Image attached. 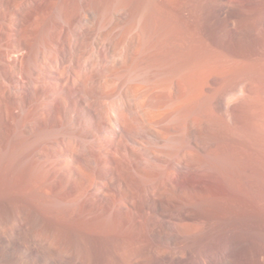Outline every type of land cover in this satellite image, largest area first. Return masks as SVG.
<instances>
[{
	"label": "bare ground",
	"instance_id": "bare-ground-1",
	"mask_svg": "<svg viewBox=\"0 0 264 264\" xmlns=\"http://www.w3.org/2000/svg\"><path fill=\"white\" fill-rule=\"evenodd\" d=\"M158 13L179 27L142 23ZM225 43L247 64L234 86H241L238 100L220 101L238 109L233 129L220 134L215 118L193 111L172 157L165 147L181 136L164 131L150 100L162 91L172 102L184 99L201 74L205 44ZM200 131L218 139L213 193L187 179L209 156L195 138ZM7 151L12 169L29 160L48 175L33 195L9 187L7 213L0 197V228L10 219L9 240L0 234L3 258L12 240L41 256L37 244L48 246L45 264H109L103 238L111 235L118 240L112 254L129 264H151L149 253L187 264L200 242L196 264H264V0H0V154ZM58 192L77 209L60 215L37 199ZM158 194L185 206L188 222L198 220L182 224L192 227L190 238L172 254L151 228V205L144 216L133 211ZM78 236L87 240L80 249Z\"/></svg>",
	"mask_w": 264,
	"mask_h": 264
},
{
	"label": "rangeland",
	"instance_id": "rangeland-1",
	"mask_svg": "<svg viewBox=\"0 0 264 264\" xmlns=\"http://www.w3.org/2000/svg\"><path fill=\"white\" fill-rule=\"evenodd\" d=\"M154 7H155L154 8L155 10H158L161 8L160 5H157V4ZM148 16H145V18L147 17L146 19H142L143 20L142 23H145L144 25L145 26L147 25L148 29L154 30V29L164 28L165 30H168V29H176L179 27L176 20L173 19L171 16L165 15V13H158L156 16H154V17L152 16L153 18L150 16L148 18ZM109 18L110 17L107 15V17L105 18L106 24L104 21L103 26H106V27L109 26ZM221 28H222V30H221V32H222L223 27H221ZM115 38H117L116 41H119L118 40L119 37L117 35ZM225 44H227V45H225ZM225 44H224L223 48L220 47L221 49H219V48L212 49V48H209V46H207L205 44L204 50H203V56H202V71H201V74L199 76L201 79L198 77V79L196 78L195 81L193 82V84H191V87H193V88H190L189 93L187 94L188 97L186 96L184 99H182L181 101H178V102H172L171 97L168 94V92L162 91V92H156L150 100L153 107L154 106L156 107V108L154 107L155 111L156 112L158 111L157 113L159 114L160 118H162V121L164 122V124H163L164 125L163 129H165L164 131L168 134H176L178 136H181L179 140H174V141L170 142L165 147V151L168 153V155H170L172 157L175 156L182 148V145L184 142L183 137L185 135V131H184L185 123L187 121L188 116H190L192 113H194L193 111H195V112L200 111L203 115L212 117L213 119L215 118L218 121V123H220L219 125L221 126V127L219 126L220 129L218 130L219 132H220V130H222L220 134L228 133L233 129V119H234L235 114H237L236 112L238 111V109L237 110H235V108L234 109L233 108L227 109L221 104L220 101L222 100V102L224 104H228V103H233V102L238 100L237 98H239L240 93L238 94V92L236 93V91H238V89H241V86H238L237 88H235L234 86L238 82V79L244 75V71H246L247 64H246V61H244V59L238 60V59L232 58L231 55L233 52L231 50V46H229V43H225ZM108 54H107V59H106L107 62H105L106 63L105 65L109 64L111 61V56H110V54L109 55ZM106 67H108V66H106ZM203 70L206 72H204ZM121 71L122 70H120V73H123ZM117 73H119V72H117ZM202 75H204V76H202ZM123 85H121V86H123L125 91L128 92L129 89L126 86V84H123ZM131 85L136 88V85H138V83L136 81H134V82H131ZM125 87H127L128 90H126ZM210 87H211V89H210ZM120 88H121V90L123 89L122 87H120ZM124 89H123V91H124ZM127 92H126V95H128ZM129 95H131L130 92H129ZM127 97H131V96H127ZM152 99H153V101H152ZM218 131H217V134H219ZM200 132L202 134L199 132L198 133L196 132L197 134H195V138L197 139V141H199L198 143H200L201 145L203 144L204 146L203 145L202 146L208 150L209 156L207 157V160L204 162V164L198 170H196L194 172V174L189 175L187 177V179H190L191 181L192 180L193 181L198 180V181L204 182L209 187L210 191L213 193V191H215V189L217 188L218 183H219V178L215 172L214 163H213V161H214L213 152L217 149L216 146L218 144V141H216V140H218V139L215 136V137H213V139L209 138L210 139L209 140L205 137L206 134H204V132H202V131H200ZM82 152L84 155L87 153L86 149H84ZM34 169H33L32 165L30 164L29 160L23 166H17L15 169H12L11 166L9 165V162H8V151H7V153H5L3 155L0 154V197H1V199H3L5 197L4 199L7 201L6 202L4 200L5 204H6L5 207L7 206L6 207V209H7L6 213L8 212V199L7 198H8L9 187H11L13 185L18 189L24 188L27 191H30L29 193H32V191L35 190L36 188H38V186L42 184V181H44L47 178V175H48L47 170L45 168H43L42 165H39L37 168H34ZM90 177H89V181H91V180L93 181V178H92L93 176L90 175ZM37 194H39V193H37ZM31 195H33V193ZM37 196L38 195L35 194V197H37ZM111 196H112L111 197L112 202L117 200V198H118V194L113 190H112ZM159 196L160 195L158 194V195H156L157 198L154 197L153 199H149V200H151V202L149 200L148 201L142 200V201H144L143 203H142V201H139L137 204V207L133 211L137 210L136 212L140 213L139 215L144 216L145 210H148V209H146L147 204L151 205V207H152L151 212L153 213V215L156 218L155 219L156 223L151 228L154 230H158L160 232V234L163 236V241L165 242L164 247L166 248V250L169 249L168 252L173 250L172 252L175 253L176 251L179 250L178 248L181 247L180 245L183 244L184 239L186 241H188L187 240L188 237L190 238L189 235L191 234L190 230L192 229V227L189 229L186 226H184L185 222H186V224L188 222V220L186 218H184V216L182 215L183 210L186 208L185 206H182L181 204L179 205L175 201H173L171 199L169 200L166 197H162V196L159 197ZM37 199H39L40 201L42 199L41 203H44V204H41L42 206H44V207L47 206L46 207L47 209H49V208L54 209L60 215H63L66 212L72 211L73 209L74 210L77 209V203L78 202L75 199L68 197L64 192H58V193L53 194L51 196H47L45 194H40L39 198L37 197ZM144 203H145V205H143ZM142 207H144V210ZM153 208H154V210H153ZM141 210H143V211H141ZM178 215L180 216V218L181 217L182 218L180 219L178 217ZM196 217H195V219H196ZM7 218H9L8 214L6 216V219ZM197 219H198V217H197ZM191 220H189V222L195 221V223H198V220H194L193 218H191ZM200 220H202L201 217H199V221ZM9 222H10V219H7L4 222L5 224L3 225L4 227L6 226V228H4L3 226H1L2 229L0 228V231H1L0 234L6 236L7 240H9L8 237H10V234L8 231L9 230L8 229L9 224H10ZM189 222H188V224H194V223H191V222L189 223ZM182 224H184L183 225L184 228L181 227ZM142 228L147 229V227H141L139 229L140 232H138V234L140 233L139 234L140 237L142 236V231H141ZM4 229H5V232H4ZM187 231L190 232V234ZM76 238L77 239H75V243L77 244L79 249L82 248V246L85 247L87 245V243H86L87 240L84 237H81V239H80L78 236ZM83 238L86 241L83 240ZM105 238H106V240H105ZM171 239L173 241L175 240L174 244H172V245H170V243L172 241ZM76 240H77V242H76ZM83 241H84V243H83ZM91 241H93V240H91ZM117 241L118 240L114 236H111V235H106L103 238V244H105L104 247L106 246L105 247L106 250L108 249L107 251L111 252V253H108L106 251L107 255L111 256L110 257L111 260L109 261V264H112V263L113 264H117V263L118 264H127V263L129 264V261L126 260L127 258L123 259L124 256H121V257L115 256L114 257V255L112 254L113 253V251H112L113 245ZM112 242H114V243H112ZM180 242H181V244H180ZM166 243H167V245H169L168 247H171V249L166 247L167 246ZM175 243H177V244L175 245ZM184 243H185V241H184ZM200 243L195 244L194 253L192 252L193 256L191 255L190 257H188L189 258L188 260L185 259L186 261L184 260V263L196 264V262L198 263L200 261L199 259H201L200 257L202 256V253H200V252H202L201 251L202 245L200 246ZM15 244H13L12 240L10 243H8V258H3V256H1L2 255L1 254L0 255V264H32V262H34V263L36 262L37 264H45V262H44V261H46L45 258L53 255V253L51 252L49 247L42 245V244H37L38 246L41 245L40 251L44 254L42 256L39 253H31L32 251H31V248H30L28 242L26 244L25 241H21L20 243H15ZM84 244H86V245H84ZM201 244H203V243H201ZM78 251L81 252V250H78ZM172 255H174V254H172ZM172 255L170 257H169V255L166 257L163 255L161 256V254L157 255V253H149V255H146V256H147V259L150 261L151 264H154V263H156V264H174L175 258H174V256L172 257ZM23 258H24V260H23ZM153 258L155 260H153ZM151 260H153V261H151Z\"/></svg>",
	"mask_w": 264,
	"mask_h": 264
}]
</instances>
